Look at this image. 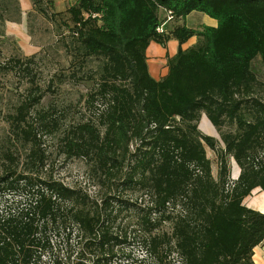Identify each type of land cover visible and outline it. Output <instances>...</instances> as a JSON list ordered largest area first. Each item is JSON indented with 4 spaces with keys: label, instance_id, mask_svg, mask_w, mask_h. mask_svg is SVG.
<instances>
[{
    "label": "trees",
    "instance_id": "obj_1",
    "mask_svg": "<svg viewBox=\"0 0 264 264\" xmlns=\"http://www.w3.org/2000/svg\"><path fill=\"white\" fill-rule=\"evenodd\" d=\"M31 1L66 31L60 42L68 69L100 62L87 100L95 111L89 121L61 131L53 110L35 109L43 94L32 87L6 115L8 141L26 151L22 160L9 147L0 155V204L12 199L0 212V264L128 262L125 248L136 231L131 237L117 222L134 206L124 196L129 191L150 196L138 224L151 264H171L173 253L180 264H254L264 215L243 200L254 189L264 192V99L257 95L264 78L259 83L252 70L259 58L264 74V0H74L63 12L52 11V0ZM9 4L20 18L17 0H0V22ZM160 8L173 13L166 34L156 32ZM193 12L216 27H186ZM192 37L196 43L179 48L167 59V75L154 80L146 63L149 44L163 47L174 39L181 46ZM13 62L31 74V60ZM77 73L70 74L74 82L82 80ZM201 114L217 130L220 146L198 131ZM60 131L59 156L91 165L105 189L100 201L47 170L43 138ZM206 149L215 155L216 178ZM231 160L240 169L232 186ZM177 206L182 213L172 217L169 209ZM165 220L172 221L171 235L152 234ZM60 232H67L66 258L51 239Z\"/></svg>",
    "mask_w": 264,
    "mask_h": 264
},
{
    "label": "rangeland",
    "instance_id": "obj_2",
    "mask_svg": "<svg viewBox=\"0 0 264 264\" xmlns=\"http://www.w3.org/2000/svg\"><path fill=\"white\" fill-rule=\"evenodd\" d=\"M16 9V5L9 4L8 10L4 14L6 21L0 22V155L5 148L9 147L22 160L26 149L19 143L12 144L8 141L9 129L8 123L5 121L6 115L13 113L14 108L26 99L32 87H37L39 94H43V98L35 109L40 111L53 110L61 123V131L66 126L89 121L92 112L95 110L87 105L88 95L93 92L97 83L91 77H93L100 62L89 60L81 70H77V67L73 70L68 69L70 58L66 56L60 42L61 36L67 34L66 31L59 27L60 21L58 19L54 21L50 18H44L36 10L27 15L26 24L18 34H9L6 31L5 23L7 21L19 22ZM193 21L194 17H191L188 23L193 26ZM15 59L23 62L31 60V63H27L31 74L15 67L13 62ZM252 70L255 72L258 82L262 83L264 74L259 58L253 61ZM75 71L78 72V77H82V80L74 82L70 78V74ZM61 75L65 77L63 78ZM257 95L264 99V89L261 84L258 87ZM61 131L53 136L43 138V148L49 157L47 170L64 185L80 189L87 193L91 199L100 201L105 189H102L91 176V165L82 159L66 161L62 156H59L57 145ZM216 140L219 142V137ZM206 154L212 162V171L215 172L218 169L215 155L209 149H206ZM231 177L234 176L230 167V179ZM124 196L134 206L130 211L120 215L117 224L122 230L127 229L131 237L134 235L133 231H136L135 240H130L129 245L125 248L126 253L130 255L128 262L116 260L113 264H132V261L133 264H151L152 257L139 244L146 233L139 230L138 224L140 216L144 214L143 209L150 207V196L143 191L125 192ZM10 200L12 199L5 198L2 200L0 212L6 211L8 206L10 207V202H12ZM181 209L182 207L177 206L170 208L169 212L174 217L179 212L182 213ZM171 231L172 221L165 220L152 234L164 233L170 236ZM65 233L60 232L59 235L51 236V239L57 245L60 257L66 258L68 252L66 253ZM75 233L73 230V234L69 238L71 250L74 249L75 245ZM45 260L44 257L42 261ZM168 260L171 264L178 263L175 254L171 255Z\"/></svg>",
    "mask_w": 264,
    "mask_h": 264
},
{
    "label": "crops",
    "instance_id": "obj_3",
    "mask_svg": "<svg viewBox=\"0 0 264 264\" xmlns=\"http://www.w3.org/2000/svg\"><path fill=\"white\" fill-rule=\"evenodd\" d=\"M73 2L74 0H52V11L63 12ZM17 4L20 13V20L19 22L7 21L5 23L7 26L6 31L9 34H18L20 29L26 24L27 15L33 12V4L31 0H17ZM191 17H194L193 26L188 23V20H190ZM183 22L186 27L192 29H199L202 26L216 27L217 25L215 20L197 12L189 14ZM196 40V37H192L181 46H179V43L174 39L167 41L163 47L156 43H150L146 49V63L149 75L156 81L165 77L168 72L167 59L174 57L179 48L182 50L188 49L196 43ZM197 129L202 135L214 139L219 137L217 130L204 114H201ZM230 167L233 176L238 177L240 169L233 160H231ZM212 176L213 178H216L217 169L215 172L212 171ZM243 205L264 215V192L259 188L254 189L251 194L243 200ZM252 259L254 264H264V242L253 250Z\"/></svg>",
    "mask_w": 264,
    "mask_h": 264
},
{
    "label": "built area",
    "instance_id": "obj_4",
    "mask_svg": "<svg viewBox=\"0 0 264 264\" xmlns=\"http://www.w3.org/2000/svg\"><path fill=\"white\" fill-rule=\"evenodd\" d=\"M160 12L162 14V21L157 26L156 32L159 33V34H166L167 31L170 28V25L173 23V20H174L173 13H172V11L166 10V9H163V8H160ZM237 178L238 177H231V179H230V186L233 185V183L237 180ZM173 254H175V253H173ZM173 254H171V255H173ZM175 256L178 258V263L177 264H180L179 257L176 254H175Z\"/></svg>",
    "mask_w": 264,
    "mask_h": 264
}]
</instances>
